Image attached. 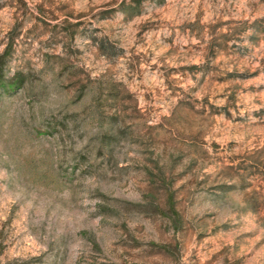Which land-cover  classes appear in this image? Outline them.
Segmentation results:
<instances>
[{
	"label": "rangeland",
	"instance_id": "rangeland-1",
	"mask_svg": "<svg viewBox=\"0 0 264 264\" xmlns=\"http://www.w3.org/2000/svg\"><path fill=\"white\" fill-rule=\"evenodd\" d=\"M0 264H264V0H0Z\"/></svg>",
	"mask_w": 264,
	"mask_h": 264
},
{
	"label": "trees",
	"instance_id": "trees-1",
	"mask_svg": "<svg viewBox=\"0 0 264 264\" xmlns=\"http://www.w3.org/2000/svg\"><path fill=\"white\" fill-rule=\"evenodd\" d=\"M110 94H111V92H110ZM157 171H158V174L155 175V177H158L159 181L163 182L164 179L162 178V176L164 174L159 170L158 167H157ZM154 183H156V182H154ZM165 188L169 189L167 186H165ZM149 205H150L151 209H153L154 211H157L159 213H165L163 210L160 209L159 204H156L154 200L149 201ZM165 205H166L165 211H167L168 213H171L173 215V217H171L173 221H177L178 218H175L176 217L175 216L176 210H175L174 194H173V192H169V190H167V194L165 196Z\"/></svg>",
	"mask_w": 264,
	"mask_h": 264
}]
</instances>
